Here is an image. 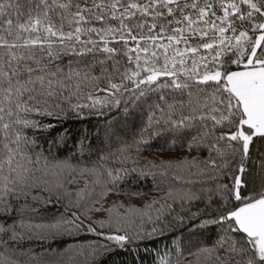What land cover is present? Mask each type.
Instances as JSON below:
<instances>
[{
    "label": "snow or ice",
    "instance_id": "snow-or-ice-1",
    "mask_svg": "<svg viewBox=\"0 0 264 264\" xmlns=\"http://www.w3.org/2000/svg\"><path fill=\"white\" fill-rule=\"evenodd\" d=\"M141 244L264 264V0H0V264Z\"/></svg>",
    "mask_w": 264,
    "mask_h": 264
},
{
    "label": "trees",
    "instance_id": "trees-1",
    "mask_svg": "<svg viewBox=\"0 0 264 264\" xmlns=\"http://www.w3.org/2000/svg\"><path fill=\"white\" fill-rule=\"evenodd\" d=\"M87 115V114H86ZM98 120V117L91 116L87 117L84 120H78L77 118L73 116H69L68 121L66 122L65 126L73 133L80 131L81 129H87L89 131L94 130V126L96 125ZM47 122V121H46ZM55 123V120L52 121ZM141 191L145 192L148 195L156 194L154 191L150 188V186H144L141 188ZM55 211V209H53ZM176 240L179 241V229H176ZM171 237L163 240H158L156 242L157 245L162 246L165 243H171ZM96 240V237L92 234H84L79 239H71V238H64V241L52 243L50 246V249H63L67 248L68 246L72 245H81L86 244L89 242H92ZM103 242V241H101ZM25 247H29V245H25ZM37 253H42L46 250L47 245L45 247H41L39 245H32ZM153 247V245L149 244L147 246V249L143 244H141L139 247H136L135 245H130L125 248H115L112 252H110L108 255L103 257V260L105 264H151V256L148 255V250H150ZM187 255V253H185Z\"/></svg>",
    "mask_w": 264,
    "mask_h": 264
}]
</instances>
